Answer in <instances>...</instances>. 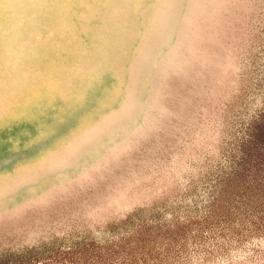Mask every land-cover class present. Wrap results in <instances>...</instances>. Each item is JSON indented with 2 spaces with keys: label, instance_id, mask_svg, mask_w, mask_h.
I'll use <instances>...</instances> for the list:
<instances>
[{
  "label": "rangeland",
  "instance_id": "1",
  "mask_svg": "<svg viewBox=\"0 0 264 264\" xmlns=\"http://www.w3.org/2000/svg\"><path fill=\"white\" fill-rule=\"evenodd\" d=\"M259 128L264 0H0V264H264Z\"/></svg>",
  "mask_w": 264,
  "mask_h": 264
},
{
  "label": "bare ground",
  "instance_id": "2",
  "mask_svg": "<svg viewBox=\"0 0 264 264\" xmlns=\"http://www.w3.org/2000/svg\"><path fill=\"white\" fill-rule=\"evenodd\" d=\"M171 40H172V39H171ZM136 42H137V41H136ZM131 49H132V48H131ZM258 70H259V69H258ZM102 77H104V76H102ZM105 77H106V76H105ZM104 79H105V78H104ZM109 79H110V78H109ZM101 81H102V78H101ZM113 81H114V80H113ZM100 83H101V82H99V84H100ZM104 83H105V81H104ZM104 83H103V84H104ZM109 84H110V83H109ZM96 86H97V85H96ZM108 86H109V85H108ZM90 88H91V87H90ZM107 88H108V87H107ZM92 89H94V88H92ZM109 89H110V88H109ZM98 90H99V89H98ZM100 91H101V89H100ZM94 92H95V91H94ZM96 92H97V91H96ZM102 92H103V91H102ZM104 93H105V92H104ZM104 93H103V96H104ZM91 95H93V94H91ZM89 96H90V95H89ZM93 97H94V96H93ZM96 97H98V96H96ZM87 98H89V97L87 96ZM100 98H101V96H100ZM85 99H86V97H85ZM94 99H95V98H94ZM87 100H88V99H87ZM58 102H59V101H58ZM84 102H85V101H84ZM89 102H90V100H89ZM91 102H93V101H91ZM93 103H94V102H93ZM85 104H86V103H85ZM113 104H114V103H113ZM115 105H116V104H115ZM55 106H56V104H55ZM84 106H85V105H84ZM86 106H87V105H86ZM90 106H92V105H90ZM79 109H80V108H79ZM84 109H85V108H84ZM30 110H31V109H30ZM41 110H42V109H41ZM54 110H55V109H54ZM82 110H83V109H82ZM43 111H45V110H43ZM49 111H50V110H49ZM32 112H33V111H32ZM73 112H74V111H73ZM47 113H48V112H47ZM81 113H82V112H81ZM73 114H74V113H73ZM78 114H79V113H78ZM80 115H81V114H80ZM80 115H79V116H80ZM42 116H43V115H42ZM71 116H72V115H71ZM37 117H38V116H37ZM41 118H42V117H41ZM72 118H73V116H72ZM38 119H39V118H38ZM49 119H50V118H49ZM73 119H74V118H73ZM75 119H76V118H75ZM19 120H20V119H19ZM14 121H16V120H14ZM22 121H23V120H22ZM32 121H33V120H32ZM34 121H35V120H34ZM41 121H42V120H41ZM52 121H53V120H52ZM52 121L50 120V123H51ZM18 122H19V121H18ZM35 122H36V121H35ZM54 122H55V120H54ZM54 122H52V123H54ZM64 122H65V121H64ZM8 123H9V122H8ZM62 123H63V122H62ZM75 124H76V123H75ZM75 124H74V125H75ZM7 125H8V124H7ZM10 125H11V124H10ZM141 125H142V124H141ZM71 127H72V126H71ZM7 128H9V127H7ZM42 129H43V128H42ZM45 129H46V128H45ZM52 129H54V128H52ZM1 130H2V129H1ZM66 132H67V131H66ZM25 133H26V132H25ZM21 134H22V133H21ZM28 135H29V134H28ZM62 135H63V134H62ZM34 136H35V134H34ZM32 137H33V136H31V139H32ZM45 138H46V137H45ZM59 138H60V137H59ZM29 139H30V138H29ZM43 139H44V138H43ZM27 140H28V139H27ZM24 141H25V140H24ZM32 141H33V140H32ZM36 141H37V140H36ZM55 141H56V139H55ZM13 142H14V141H13ZM27 142H28V141H27ZM27 142H26V143H27ZM32 143H33V142H32ZM35 143H36V142H35ZM35 143H34V144H35ZM52 143H53V142H52ZM52 143H51V144H52ZM16 145H17V144H16ZM16 145H15V146H16ZM15 146H14V147H15ZM77 146H78V145H77ZM24 147H25V146H24ZM28 147H29V146H28ZM21 148H22V147H21ZM42 149H43V148H42ZM13 150H14V149H13ZM40 150H41V149H40ZM14 151H15V150H14ZM35 156H36V155H35ZM22 158H23V157H22ZM22 158H21V159H22ZM24 161H25V160H24ZM19 162H20V161H19ZM16 163H17V162H16ZM13 165H14V164H13ZM17 165H18V164H17ZM9 172H10V171H9ZM1 173H2V172H1ZM29 185H30V184H29ZM34 186H35V184H34ZM21 187H22V186H21ZM21 187H20V189H21ZM18 190H19V189H18ZM16 194H18V193H16ZM18 196H19V195H18ZM16 197H17V196H16Z\"/></svg>",
  "mask_w": 264,
  "mask_h": 264
},
{
  "label": "trees",
  "instance_id": "3",
  "mask_svg": "<svg viewBox=\"0 0 264 264\" xmlns=\"http://www.w3.org/2000/svg\"><path fill=\"white\" fill-rule=\"evenodd\" d=\"M258 137H261L262 139H264V129L259 128V135Z\"/></svg>",
  "mask_w": 264,
  "mask_h": 264
}]
</instances>
